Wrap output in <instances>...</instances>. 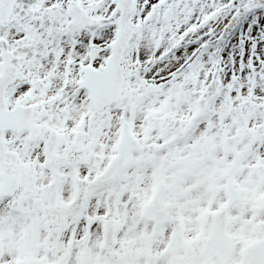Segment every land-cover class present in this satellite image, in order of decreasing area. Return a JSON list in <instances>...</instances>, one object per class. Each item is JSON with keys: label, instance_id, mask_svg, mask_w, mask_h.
Instances as JSON below:
<instances>
[{"label": "snow or ice", "instance_id": "1", "mask_svg": "<svg viewBox=\"0 0 264 264\" xmlns=\"http://www.w3.org/2000/svg\"><path fill=\"white\" fill-rule=\"evenodd\" d=\"M0 264H264V0H0Z\"/></svg>", "mask_w": 264, "mask_h": 264}]
</instances>
